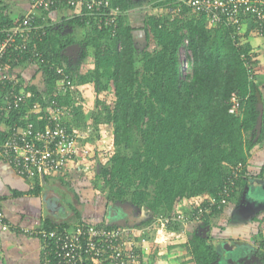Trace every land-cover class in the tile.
<instances>
[{
  "label": "trees",
  "instance_id": "trees-1",
  "mask_svg": "<svg viewBox=\"0 0 264 264\" xmlns=\"http://www.w3.org/2000/svg\"><path fill=\"white\" fill-rule=\"evenodd\" d=\"M109 1L111 7L122 12L114 34L93 18L75 17L73 21L87 29L85 38L59 42L49 34L42 36L36 43L47 63L35 70L34 76L41 73L44 86L33 83L35 78L31 82L22 80L19 86L26 93L34 94L33 100L39 102L42 110L49 106L64 108L67 112L64 123L68 126L79 130L80 124L88 123L96 131L100 126L112 128L113 150L107 164H98L95 168L100 189L106 191L105 199L98 200L104 210L111 205L130 203L138 214H143L139 223L131 228L143 230L154 228L151 226L160 216L176 217L178 209L191 218L188 223L208 225V220L230 202L236 189L247 184L244 176L249 152L257 145H264L263 86L255 80L257 56L251 54L248 41L254 27L241 34H235L232 28L211 29L203 13H195L184 4L177 5V12L175 5L170 6V0H157L155 7L169 4L173 18L171 22L163 16L144 18L141 30L145 31L146 44L140 46L132 37L136 29L126 14L136 4L131 0ZM262 7L264 9V4ZM5 24L11 25L5 22L0 28ZM75 42L81 50L76 69L62 53ZM183 47V58L187 62L185 73L181 71ZM89 58L87 69L76 72L78 64H86ZM13 61L7 62L8 68L21 71L23 63ZM247 62L251 64L250 69ZM55 65L61 66L71 80V86L65 91L57 85ZM88 85H92L94 91L91 110L75 105V95H81L80 88ZM257 94L263 104L258 138ZM232 98L239 102L235 114L229 113ZM25 112L21 109L5 117L0 115V121L7 127L13 123L20 127L26 124L38 129L44 127V122L37 121L36 117L23 120ZM3 136L0 133L1 140ZM96 137V133L90 134L85 141L93 143ZM94 156L99 154L93 152L88 161ZM238 164L244 168L222 207L220 193L231 170ZM258 177H262V173ZM40 190L36 185L31 193L38 195ZM75 197L80 198L77 194ZM211 199L215 200L212 206ZM92 201L86 200L84 204L88 207L94 204ZM186 201L191 204L183 207ZM71 210L73 221L58 225L45 221L43 230L108 225L104 218L96 223L86 221L75 206ZM199 210H203L202 215L199 221H194ZM180 226L182 224L175 222L160 228L169 236L170 229ZM168 247L186 252L192 264H214L218 260L213 243L197 231L188 233L185 242L168 245L165 250ZM46 248L49 251L51 246Z\"/></svg>",
  "mask_w": 264,
  "mask_h": 264
},
{
  "label": "built area",
  "instance_id": "built-area-1",
  "mask_svg": "<svg viewBox=\"0 0 264 264\" xmlns=\"http://www.w3.org/2000/svg\"><path fill=\"white\" fill-rule=\"evenodd\" d=\"M178 4L179 7L180 4L191 7L195 13H203L208 28H232L235 34H241L249 23L251 28L254 27L253 31L263 37V0H179ZM59 6L73 10L75 17L93 18L110 28L112 34L117 27V18L122 15L118 8L111 7L109 0H29V12L23 18L0 28V115L5 117L13 111L23 109L26 110L23 120H29L33 116L37 121L44 122V127L40 129L30 124L20 127L13 123L6 132L0 131L4 134L3 140L0 139V158L24 179L38 178L44 181L47 176L62 173L70 164H77L82 171H86L87 161L93 153L90 150L91 143L85 141L87 137L64 123L67 113L65 109L49 106L42 110L39 102L33 100L34 94L26 93L19 86L21 81L11 76L12 70L7 66L8 61L14 60L15 63H23L21 67L25 65L37 70L47 63L36 43L45 35V32L37 28V17L38 13ZM176 11L179 12L178 7ZM182 49L185 50L184 47ZM182 52L185 54V51ZM182 62L184 64L181 67H187L186 59ZM246 65L251 68L248 62ZM53 71L61 90L65 91L71 86L69 75L61 66L55 65ZM38 81H42V78ZM238 108V100L232 98L229 113L235 114ZM243 168L242 164H238L231 170L220 193L222 207L226 205V199L233 192ZM214 202L211 199L210 205L215 204ZM202 211H198L194 221H199ZM190 219L178 209L176 217L160 216L151 227L164 228L175 222L184 225L191 222ZM146 229L139 231L141 234L143 231H150ZM139 231L129 227L108 228L94 225H76L62 231L41 230L38 236L46 246H51L49 251L43 246L42 264H158L157 258L150 259L149 254L144 251L146 247L136 245L135 239ZM160 234L164 236V230Z\"/></svg>",
  "mask_w": 264,
  "mask_h": 264
},
{
  "label": "crops",
  "instance_id": "crops-1",
  "mask_svg": "<svg viewBox=\"0 0 264 264\" xmlns=\"http://www.w3.org/2000/svg\"><path fill=\"white\" fill-rule=\"evenodd\" d=\"M28 12L29 0H0V24L5 22L12 24ZM74 15L73 10L62 6L40 12L37 17V28L59 42L82 40L86 36L87 29L73 21ZM74 44L78 43L71 45ZM250 45H253L252 41ZM80 51L71 57H80ZM71 57L68 58L70 62ZM22 68L21 71L12 70L11 76L19 77L21 82L22 80L31 82L32 78H35L33 83L44 86L42 81L36 80L34 68L25 65ZM259 77L264 79V76ZM81 90L83 91V88ZM261 91L264 99V89L262 88ZM92 97L94 98V91ZM92 97L91 101H93ZM7 129L8 127L0 121V131L6 132ZM75 169L81 170L77 164L73 166L70 164L61 175L52 174L44 181L38 178L24 179L15 173L9 163L0 158V264H42L43 243L38 233L43 230L44 222L58 225L63 221L74 220L71 208L75 206L72 198L76 195L71 193L69 181L75 175L77 171ZM245 169L244 178L247 179V184L236 189L230 202L219 214L208 220V225L203 226L202 222L184 224L178 229H170L168 232L171 233L170 238L180 236L182 240H186L188 233L197 231L215 246L218 260L214 264H223L227 259H231V264H264V255L260 256L261 253L264 254V145H257L249 152ZM260 173L262 177H258ZM36 185L41 188L38 195L31 193ZM49 192L52 193L51 197L48 196ZM49 198L48 206L46 200ZM56 200H58L57 204L54 202ZM86 200L93 199L82 196L79 199V206H75L79 207L77 209L83 213L85 220L96 223L104 218L106 221V208L104 210V206L99 204L98 200H94V204L98 205L92 204L87 207L84 204ZM188 204L191 203L186 201L182 205L185 207ZM124 206L131 208V205ZM107 221L106 223L109 224ZM3 227L6 229L4 230ZM165 251H163L164 256H166ZM168 252L176 259L162 261L161 257L164 256L160 249L156 257L158 264H179L176 260L181 257H184V260L191 258L186 252L173 249ZM187 264L192 263L188 261Z\"/></svg>",
  "mask_w": 264,
  "mask_h": 264
},
{
  "label": "rangeland",
  "instance_id": "rangeland-1",
  "mask_svg": "<svg viewBox=\"0 0 264 264\" xmlns=\"http://www.w3.org/2000/svg\"><path fill=\"white\" fill-rule=\"evenodd\" d=\"M156 1L157 0H145L143 2L142 1L137 2V3H135L136 4L135 7L133 9H131L130 11H128V17L129 16L131 17L130 21H131L133 28L142 29L144 18H146L149 15L163 16V17L168 18V20L171 22V19L173 18V16H170V8L169 7L171 5H175L177 7V5H179L178 4L179 0H170V6L168 4L167 7H155L154 4L156 3ZM126 14H127V12H126ZM250 28H251L250 24L247 23L245 26V31L249 30ZM251 32L252 33H251V35H249V38H248L249 42L250 41L253 42V45H251V47H252L251 54H255L257 56V62H258L257 67H255L256 69L254 71L256 73V76H258V77L256 79L254 77V79L258 83L260 81V86H263L262 88L264 89V85H263L264 79L262 80V79H260L261 77H259V76H264V39L260 35H257L253 30ZM138 43H140V46H144L146 44V41H138ZM149 43H151L150 47H149L151 49L153 47V43H152V41H150ZM182 51H185V50L181 49L180 52H182ZM184 55H185L184 52L180 53L181 58ZM71 60H72L71 61L72 68H75L77 66L78 61L80 60V57H78V56L71 57ZM182 60H184V59H182ZM90 62H91V59H90V61H87L86 64L79 63L78 64L79 69H77L76 72L80 73L83 70H85V68L87 69V66H89L88 64H90ZM182 63L184 64V62H182ZM185 67H186L185 65H183L181 67V71L183 73H185V70H184ZM89 86L90 87H88V86L84 87L83 91L81 90V95H79V94L75 95L77 98L75 105L76 106H85L89 110H91L93 108L92 103L94 102V98L92 97V95H93L92 85H89ZM80 89H82V88H80ZM91 97L93 98V101H91ZM110 99H111V97H110ZM110 102H111V100H110ZM80 125H81V127H79V131H80L82 136L88 137L90 134L95 135V133H96V135H97L96 140L93 143H91L90 150H91V152H97V154H99V156L96 158L94 156L91 161H87L88 169L86 171L75 169L77 171H76L75 175L73 176L72 180L69 181L70 182V188H69V186H68V188L72 190L71 191L72 194L75 193L74 195L77 194L78 196H80V198H82V196H85L86 198L93 199V200L105 199L106 191H102L100 189V185H99V183L95 177L96 176L95 167H97V164H104V165L107 164V161L109 159L108 158L109 154L113 150V145L111 143L112 142V138H111L112 128L111 127L108 128L107 126L106 127L100 126L96 131V129L93 128V126L88 124V123L86 125H83V126H82V124H80ZM94 129H95V131H94ZM59 175H61V173ZM80 193H84V194L81 195ZM75 198H76L77 202L75 201ZM75 198H72V201L74 202L75 206H79V204H80L79 200L77 199V197H75ZM126 204L131 205L128 202L124 203V204H119V205H126ZM77 208H79V207H77ZM132 208H134V207H132ZM141 216H143V214H140V213L137 214L136 220L138 222H135V224L139 223V218ZM71 219H73V218H71ZM133 226L134 225H131V226H129V228H131ZM157 228H158V226H155L152 229L147 228L146 230L149 229L150 231H148L146 233L143 231L142 234L140 233L141 231H139V230H143V229L136 228L139 231V233L136 235V239H135L136 245L142 246L143 248L146 247V249L144 251L147 254H149L150 259L152 257H153V259H155L157 257V253L160 249H162V255L164 256L163 251H165L166 245L168 246V245H174V244H181L185 241V239L182 240V238L180 236H179V238L178 237L170 238L171 234H169V236L163 237V235L160 234L161 230L158 231ZM182 237H183V235H182ZM179 242H181V243H179ZM161 246H163V247H161ZM168 250L170 251L169 247H168ZM168 250L165 251L166 256L161 257L162 261H165V260L172 261L173 259H176V257H172L171 253L168 252ZM176 261H178L179 264H187V262L189 260H184V257H181L180 259H178ZM231 263H232L231 259H227V260L223 261V264H231Z\"/></svg>",
  "mask_w": 264,
  "mask_h": 264
},
{
  "label": "flooded vegetation",
  "instance_id": "flooded-vegetation-1",
  "mask_svg": "<svg viewBox=\"0 0 264 264\" xmlns=\"http://www.w3.org/2000/svg\"><path fill=\"white\" fill-rule=\"evenodd\" d=\"M131 1L133 3H137L141 1L143 2L145 0H131ZM109 207H112V210H109V208H107L106 221L108 220L107 222H109V224H112L118 227H129L131 225L135 226L136 225L135 222H138L136 220L137 219L136 216L138 213L135 211V209L130 208L129 206L118 205V204L111 205ZM113 209H117L118 214L116 211H113Z\"/></svg>",
  "mask_w": 264,
  "mask_h": 264
},
{
  "label": "water",
  "instance_id": "water-1",
  "mask_svg": "<svg viewBox=\"0 0 264 264\" xmlns=\"http://www.w3.org/2000/svg\"><path fill=\"white\" fill-rule=\"evenodd\" d=\"M132 37L135 41H146V34H145V31L144 30H134L132 31ZM80 51V47L78 44H74V45H71V46H68L64 51H63V54L64 56H66L67 58H70L72 55H75L76 52ZM42 78V74L41 73H38L37 77H36V80H40ZM258 96V104H257V108L259 110V116H258V120H257V138L259 137L260 135V131H261V126H262V114H263V104H262V101H261V98L260 96L257 94ZM51 192H49L48 196L51 197ZM55 204H57L58 200L54 201ZM46 204L49 206L50 205V198L48 200H46ZM132 208V207H131ZM134 209V208H133ZM109 210H112V207H109ZM113 211H116L117 212V209H113ZM120 211V210H119ZM118 214V212H117ZM115 217V216H114ZM111 218V217H109ZM112 225V224H110Z\"/></svg>",
  "mask_w": 264,
  "mask_h": 264
},
{
  "label": "clouds",
  "instance_id": "clouds-1",
  "mask_svg": "<svg viewBox=\"0 0 264 264\" xmlns=\"http://www.w3.org/2000/svg\"><path fill=\"white\" fill-rule=\"evenodd\" d=\"M128 14V13H127ZM185 59V58H184ZM109 225V224H108ZM108 225H106V226H108Z\"/></svg>",
  "mask_w": 264,
  "mask_h": 264
}]
</instances>
